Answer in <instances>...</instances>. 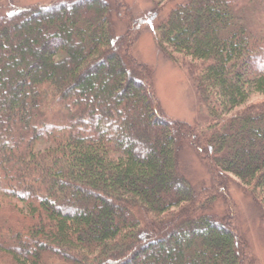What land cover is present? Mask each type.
Instances as JSON below:
<instances>
[{
  "label": "trees",
  "instance_id": "1",
  "mask_svg": "<svg viewBox=\"0 0 264 264\" xmlns=\"http://www.w3.org/2000/svg\"><path fill=\"white\" fill-rule=\"evenodd\" d=\"M6 11L0 264H258L228 189L236 178L264 230V100L246 104L264 92V0H185L155 25L207 109L195 124L162 110L123 0ZM183 145L208 168L201 188L180 172Z\"/></svg>",
  "mask_w": 264,
  "mask_h": 264
},
{
  "label": "rangeland",
  "instance_id": "2",
  "mask_svg": "<svg viewBox=\"0 0 264 264\" xmlns=\"http://www.w3.org/2000/svg\"><path fill=\"white\" fill-rule=\"evenodd\" d=\"M52 0H2L1 11L7 12L12 4L31 5L36 3H47ZM110 1V0H109ZM129 7L133 20L139 25L138 39L135 42V56L146 64L152 71L155 94L159 100L164 113L177 120L188 123H203L209 114L200 101L195 85L189 78L184 62L176 54L168 55L162 51L156 42L158 31L155 25L176 4L185 0H170L165 2L159 16L152 21L147 18L154 7V0H123ZM111 3V2H110ZM250 7H257L251 5ZM115 32H120L123 25L116 18H112ZM264 100V92L252 91L246 101L247 103ZM47 145L40 142L39 148ZM179 169L186 180L193 186L201 188L209 181L208 168L198 160L193 151L183 145L179 154ZM228 193L231 203H234L238 213L242 230L245 234L251 251L258 264H264V230L260 225L259 211L249 196L242 192L239 182L233 178ZM223 201L216 200L214 210L222 212Z\"/></svg>",
  "mask_w": 264,
  "mask_h": 264
}]
</instances>
